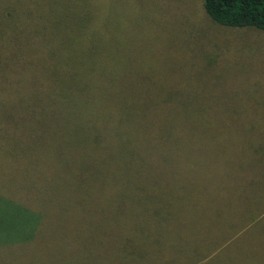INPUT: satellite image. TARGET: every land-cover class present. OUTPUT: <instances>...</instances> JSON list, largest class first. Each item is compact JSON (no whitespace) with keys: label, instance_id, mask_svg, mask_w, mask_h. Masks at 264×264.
Here are the masks:
<instances>
[{"label":"rangeland","instance_id":"1","mask_svg":"<svg viewBox=\"0 0 264 264\" xmlns=\"http://www.w3.org/2000/svg\"><path fill=\"white\" fill-rule=\"evenodd\" d=\"M0 264H264V30L0 0Z\"/></svg>","mask_w":264,"mask_h":264},{"label":"trees","instance_id":"2","mask_svg":"<svg viewBox=\"0 0 264 264\" xmlns=\"http://www.w3.org/2000/svg\"><path fill=\"white\" fill-rule=\"evenodd\" d=\"M207 13L222 25L264 30V0H203Z\"/></svg>","mask_w":264,"mask_h":264}]
</instances>
